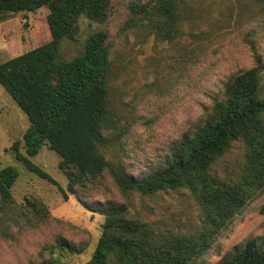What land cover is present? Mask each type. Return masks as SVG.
Returning a JSON list of instances; mask_svg holds the SVG:
<instances>
[{"label":"trees","instance_id":"1","mask_svg":"<svg viewBox=\"0 0 264 264\" xmlns=\"http://www.w3.org/2000/svg\"><path fill=\"white\" fill-rule=\"evenodd\" d=\"M196 2L140 0L131 6L129 24L146 27L172 42L184 34L191 38L208 34L210 30L203 27L193 29ZM111 6L112 0H0V19L46 7L51 34L49 40L23 54L0 59V83L30 120L24 133L26 153L16 142V157L31 171L56 183L31 159L48 143L61 157L59 166L67 174L69 191L83 202L92 187L105 184L106 179L118 189L124 200L96 201L94 208L105 221L86 264H206L205 254L264 189V60L253 50L255 63L230 74L201 118L183 131L148 171L138 175L128 160L110 159L104 151L128 131L116 121L110 104L109 31L92 33L82 53L61 58L62 40L78 39L81 16L104 22ZM249 34L245 33L246 38ZM208 46L198 54L199 60L207 54ZM196 63H191L188 73ZM238 141L245 148L240 170L234 177L222 176L216 165ZM18 177L15 166L0 169L2 225L4 217L14 220L15 215L21 217L19 221H31L33 212L41 220L49 218V210L39 200L16 202L12 187ZM181 189L194 197L200 210L198 221L161 226L132 211L135 194L150 196ZM0 236L9 237L10 232L4 228ZM61 242L71 247L68 241ZM36 264L59 263L46 259ZM221 264H264V242L249 239Z\"/></svg>","mask_w":264,"mask_h":264},{"label":"rangeland","instance_id":"2","mask_svg":"<svg viewBox=\"0 0 264 264\" xmlns=\"http://www.w3.org/2000/svg\"><path fill=\"white\" fill-rule=\"evenodd\" d=\"M138 1L112 0L104 22L82 15L78 39L62 40L61 58L71 59L82 53L92 33L109 31L110 104L116 121L127 126L128 131L104 151L110 159L128 160V166L139 175L148 171L153 161L201 118L204 108L214 95L220 94L222 83L230 74L255 63L253 50L264 60V5L263 0H197L193 29H209V35L191 38L184 34L172 42L146 27L129 24L131 6ZM47 13L46 7L20 12L17 19L0 26V33L4 32L9 39L8 52L12 56L51 38ZM187 28L189 25H185ZM245 33L251 34L246 38ZM251 39L253 43L248 42ZM206 44L210 48L199 60L197 56L203 53ZM29 125L26 112L0 83V169L10 165L18 169L19 177L12 187L18 204L27 199L39 200L50 212V217L43 220L34 212L27 222L19 221L21 217L16 215H12L14 220L3 218L0 235L5 228L13 236H0V264H36L46 259L59 264H86L99 243L105 221L104 215L94 208L96 201L124 199L106 179L103 185L95 184L83 202L69 191L67 174L59 166L61 157L48 143L31 159L56 183L28 169L17 159L14 144L18 142L19 150L26 153L24 133ZM244 152L243 143L235 142L218 161V172L234 177L243 163ZM123 153H127L125 158ZM133 199L132 211L161 226H184L200 218L199 207L187 189L150 196L135 194ZM249 239L264 242V189L205 254L206 264H221ZM62 240L71 247L61 245Z\"/></svg>","mask_w":264,"mask_h":264},{"label":"crops","instance_id":"3","mask_svg":"<svg viewBox=\"0 0 264 264\" xmlns=\"http://www.w3.org/2000/svg\"><path fill=\"white\" fill-rule=\"evenodd\" d=\"M17 18H18L17 15L11 14V15H9L8 18L0 19V26L2 24H5V23H7L13 19H17ZM9 48H10L9 39L7 38V35L4 32H1L0 33V59L1 60H6L8 58L15 57V56H12L8 52Z\"/></svg>","mask_w":264,"mask_h":264}]
</instances>
